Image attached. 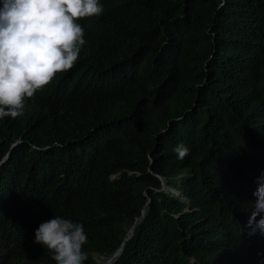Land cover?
<instances>
[{"label":"trees","instance_id":"obj_1","mask_svg":"<svg viewBox=\"0 0 264 264\" xmlns=\"http://www.w3.org/2000/svg\"><path fill=\"white\" fill-rule=\"evenodd\" d=\"M99 2V16L77 21L86 43L75 65L22 116L0 120L3 264H45L20 240L48 212L83 224L84 264H103L132 224L109 264H189L159 258L148 156L170 184L179 175L198 207L181 218L182 252L214 264L216 253L240 251L249 237L240 243L231 222L264 166V0ZM179 143L189 149L182 160Z\"/></svg>","mask_w":264,"mask_h":264},{"label":"clouds","instance_id":"obj_2","mask_svg":"<svg viewBox=\"0 0 264 264\" xmlns=\"http://www.w3.org/2000/svg\"><path fill=\"white\" fill-rule=\"evenodd\" d=\"M221 5L222 2L217 7ZM102 11L99 0H0V120L22 116L26 100L51 83L58 73L67 72L75 65L86 43L84 29L77 21L99 16ZM173 151L177 159L182 160L189 149L179 143ZM6 157L4 154L0 162ZM147 160L146 169L157 180V185L150 187L157 205L151 208L149 215L159 245V258L167 261L166 257L176 253L189 264H196L191 254L181 250L185 241L181 218L193 216L198 207L187 197L183 184L176 183L179 175L173 176L174 182L170 184L167 177L150 168L149 156ZM116 175L112 174L110 179ZM145 196L140 216L149 202V196ZM163 196L166 197L162 200ZM232 197H228V201ZM42 219L33 221L23 230L20 240L23 250L36 259L43 258L45 264H84L88 257L82 250L87 243L83 224L52 212L44 214ZM132 226L126 228L119 246L103 264H109L119 255ZM231 231L240 243V238L249 237L248 244L240 251L216 253L214 264H264V166L254 172L247 197H244L243 213L237 221L231 222ZM174 246L178 247L175 252ZM6 252L5 243L0 239V264ZM16 264L27 262L21 259Z\"/></svg>","mask_w":264,"mask_h":264}]
</instances>
